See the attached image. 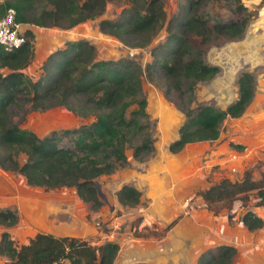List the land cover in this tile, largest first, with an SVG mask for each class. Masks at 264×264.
Wrapping results in <instances>:
<instances>
[{
    "label": "trees",
    "instance_id": "1",
    "mask_svg": "<svg viewBox=\"0 0 264 264\" xmlns=\"http://www.w3.org/2000/svg\"><path fill=\"white\" fill-rule=\"evenodd\" d=\"M109 1L126 6L115 19H101L99 30L126 46H147L166 21L162 0H8L0 1V18L12 8L15 20L25 26L69 29L100 16ZM210 1L177 0L165 41L151 49L152 60L145 66L129 58L98 59L92 43L77 39L52 51L43 61L38 78L33 79L23 71L33 60L31 28L24 30L21 46L5 50L0 44V168L23 176L30 186L74 188L82 201L97 209L101 201L95 179L127 164L125 129H136L146 114L143 77L156 83L161 80L166 96L182 99L193 93L198 82L220 71L219 66L206 62L204 46L214 39L243 36L251 16L241 0H236L235 6L230 3L233 16L212 23L202 10ZM237 85L238 97L225 110L213 105L187 109L169 151L177 153L189 143L215 140L224 119L240 117L254 96L253 75L240 73ZM134 103L137 109L127 119L123 112ZM54 106L95 119L42 137L12 120L15 110L25 115L27 107L46 110ZM152 150V142L146 137L133 148V157L140 159ZM251 195L256 197L255 205L264 206V171L255 179L246 170L240 179L222 178L201 192L210 209L217 203L229 207L237 198L246 201ZM140 197V190L132 184H123L116 192L118 203L124 207H135ZM18 221L16 210L0 208V226L9 228ZM240 221L249 231L264 226L263 219L247 209ZM118 251L113 241L93 245L86 239L47 233H37L17 246L8 231L0 234V256L8 259L7 264H41L62 258L71 264H113ZM236 255L235 247L220 244L203 251L195 264H232Z\"/></svg>",
    "mask_w": 264,
    "mask_h": 264
},
{
    "label": "rangeland",
    "instance_id": "2",
    "mask_svg": "<svg viewBox=\"0 0 264 264\" xmlns=\"http://www.w3.org/2000/svg\"><path fill=\"white\" fill-rule=\"evenodd\" d=\"M0 1L3 3L8 0ZM162 2L166 21L145 47L126 46L115 37L99 30V21L115 19L126 6L123 2L109 1L100 16L69 29L33 26V60L23 71L33 79H37L46 57L52 51L63 47L65 42L77 39H87L92 43L98 59L129 58L145 66L152 60L151 49L165 41L168 20L177 9V0H162ZM230 3L232 6L237 5L236 0H211L202 10L207 12L211 23L218 19L226 20L234 15ZM241 3L251 16L243 36L239 39H214L204 46L206 62L218 65L220 71L212 78L198 82L191 95L183 96L182 99L177 98L176 95L166 96L161 80L156 83L143 77L142 91L146 100V114L140 117L136 129L130 132L125 129L127 164L111 174L101 175L95 179V186L103 196H99L101 205L97 209H94L90 203L82 201L74 188L46 189L30 186L23 176L1 168L0 208H11L19 213L18 206H20L27 216L42 210L40 207L34 211L31 207L33 203L52 204L58 207L61 214L65 213V208L73 209L79 216L89 220L91 226L107 231L111 228L108 225L109 219L115 216H120L123 220L130 219L132 224H137L140 220L137 213L132 211L134 207H124L118 203L117 190L123 184H132L139 187L143 193L146 187H149L151 175L162 174L165 171L162 169L164 163L175 166L173 170H168L173 175L175 186H181L185 191L192 185L190 191L201 198L202 191L222 178L240 179L246 170H250L252 177L258 179L264 171V0H241ZM22 32L24 33V29ZM52 37L55 41L49 42ZM46 41L51 43L49 51L44 49L45 53L40 57L42 54H38V48ZM37 56L40 58L38 59ZM244 71L253 75L255 90L243 114L237 118L224 119L217 139L189 143L179 152L171 153L169 145L179 135V128L186 119L185 111L199 105H213L225 110L229 103L234 102L238 97L237 79ZM27 109L25 115L15 110L16 113H12V120L19 127L31 130L39 137L53 130L60 131L90 124L95 119L92 115L87 117L76 115L63 106H54L46 110H31L28 107ZM136 109L137 104L134 103L127 106L123 113L129 119ZM146 137L151 140L153 150L143 154L140 159H135L133 148ZM66 145L68 146L67 142ZM239 145L241 147H238ZM171 156H174V159ZM179 162H182L180 166ZM204 180L208 181V186L201 185ZM238 200L241 201V209L231 210ZM247 202L248 200L237 198L229 207L224 203H217L211 209H207L218 216L226 213L241 215L240 212L246 210L243 204ZM98 210H103L109 219L93 214ZM27 220L25 223L22 220L20 224L12 226L8 230L10 235L17 236L22 228H27L24 225L27 224ZM1 231L2 226H0V234ZM14 242L20 246L17 240ZM236 260L235 256L232 264H235ZM0 262H2L1 258ZM7 263L6 258L3 264ZM238 263H242V259H239Z\"/></svg>",
    "mask_w": 264,
    "mask_h": 264
},
{
    "label": "crops",
    "instance_id": "3",
    "mask_svg": "<svg viewBox=\"0 0 264 264\" xmlns=\"http://www.w3.org/2000/svg\"><path fill=\"white\" fill-rule=\"evenodd\" d=\"M32 27L23 25L22 29L31 28L34 31ZM54 41L53 37L49 39V42ZM49 42L42 43L40 50V47L38 48V54H42L40 57L45 53L43 50H47L51 45ZM40 57L37 56L38 59ZM171 157L174 159V156ZM181 164L182 162L178 163L179 166ZM174 167L164 163L162 169L165 171L162 174L151 175L149 187L141 193L140 203L132 210L140 218L137 224L130 223V219L123 220L120 216L109 219L103 210L95 213L92 211L96 216L109 219L108 225L111 228L104 231L91 226L89 220L79 216L73 209L65 208V213L61 214L58 207L52 204L33 203L31 207L34 211L40 207L42 210L25 216L18 206L20 221L17 224L22 220L25 223L28 219L27 224H24L27 228L19 229L17 236H10L17 240L19 245L27 243L37 233L77 237L93 244L113 241L119 246L113 264H195L203 251L220 244L237 249L235 264H264V226L259 230L249 231L237 213L213 215L203 199L190 191L192 185L189 189H184L189 193L183 191L181 186H175L173 175L168 171ZM203 184L209 185L207 180L202 181L201 185ZM255 201V195H251L245 208L264 221V206L255 205ZM240 202H235L231 210L239 209ZM11 228L2 227V231ZM0 258V264L5 263L6 257ZM239 259H242V263H238Z\"/></svg>",
    "mask_w": 264,
    "mask_h": 264
},
{
    "label": "built area",
    "instance_id": "4",
    "mask_svg": "<svg viewBox=\"0 0 264 264\" xmlns=\"http://www.w3.org/2000/svg\"><path fill=\"white\" fill-rule=\"evenodd\" d=\"M23 24L15 20V11L10 8L0 19V44L5 50H11L21 46L25 42V36L22 32ZM41 264H71L65 259H58L48 263Z\"/></svg>",
    "mask_w": 264,
    "mask_h": 264
},
{
    "label": "water",
    "instance_id": "5",
    "mask_svg": "<svg viewBox=\"0 0 264 264\" xmlns=\"http://www.w3.org/2000/svg\"><path fill=\"white\" fill-rule=\"evenodd\" d=\"M216 66H218V65H216ZM231 103H229V105H230ZM97 192H98V195L100 196V197H103L102 195H101V193H100V191H99V189L97 188Z\"/></svg>",
    "mask_w": 264,
    "mask_h": 264
}]
</instances>
